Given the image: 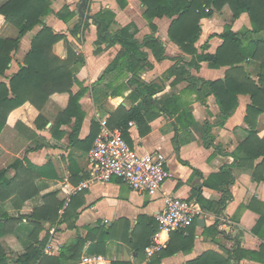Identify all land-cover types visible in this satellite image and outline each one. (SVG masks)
Returning <instances> with one entry per match:
<instances>
[{"label": "crops", "instance_id": "obj_1", "mask_svg": "<svg viewBox=\"0 0 264 264\" xmlns=\"http://www.w3.org/2000/svg\"><path fill=\"white\" fill-rule=\"evenodd\" d=\"M8 1L0 0V6ZM74 3L76 5V0H50L51 13L42 23L66 37L54 44L53 55L64 60L69 46L76 56L83 59L82 64H75L71 69L77 79L71 92L75 94L80 89L84 91L79 100L84 117L77 136L72 135L74 118L55 127L66 119L61 112L67 107L68 94H53L40 110L29 103L14 109L8 114L0 133V171L21 161L22 166L17 172L9 169L5 176L7 179L14 178L18 189L33 194L25 201L15 196L0 202V215H6L14 222L9 236L23 245V251L14 259L24 253L31 239L40 241L48 236L46 246L50 244V252L43 250V253L56 256L60 248L76 235L84 237L88 230L98 229L110 235L99 249L98 256L103 260L100 264H111L114 261L147 264L150 258L146 254L143 259L137 258L135 249L146 243L149 232L156 227L154 216L164 210L167 197L192 201L201 209L202 214L192 229L193 248L164 258L160 264H184L205 251L227 255V251L233 250L232 239L236 236L243 250L259 251L264 237L260 239L251 231L259 220L258 213L264 214V182L253 181L248 161L242 165L233 164L234 158L231 156L250 131L244 121L246 108L251 104L250 97L236 95V105L223 126H219L221 113L216 99L208 95L201 83L223 81L229 73L236 80L243 81L246 76L257 83L260 64L247 59L235 65L236 72L230 66L210 68L207 62L199 63L197 69L189 67L192 57L183 53L168 37L172 19L162 17L147 20L138 0H127L123 9L116 0H90L92 16L101 10L114 13L110 34L131 25L137 29L135 39L138 42L152 36L162 43L164 58L161 61L155 60L151 50L142 49L147 54L150 67L142 72L140 78L146 83H162L164 88L156 96V101L162 104L172 98L175 100L172 106L181 107L180 111L187 115L182 119L183 127H179L175 122L176 116L168 117L160 112L150 123V132L145 137H139L133 122V126L128 127L126 138L131 148L140 152L158 150L166 157V167L171 176L163 183L157 195L150 197L139 194L117 179L98 182L93 180L94 170L88 159L92 146L88 150L83 142L90 134L91 123L99 125L102 120L110 123L113 117L117 120L136 102L129 98L131 87L120 96H110L107 84H113L115 89L120 84H126L131 74L118 76L115 72H107L120 46L96 45L97 25L88 21L84 28L85 19L78 15ZM65 6L68 10L64 12L62 9ZM58 12L61 13L60 18L56 16ZM72 13L73 16L70 15ZM149 23L154 25V32ZM226 25H231L233 32L250 29L246 14L234 21L225 7L210 18L201 20V35L195 44L198 55L216 52L223 44L219 35ZM41 28L38 25L21 38L17 51L11 54L8 69L4 76H0V82L8 84L10 77L18 71L24 55L30 49L32 38ZM74 28L79 29L75 35ZM17 36L18 30L0 15V38L15 39ZM203 44H206V50L202 49ZM96 50L99 51L95 53ZM207 128H210L209 134L214 139V146L210 148H205L202 141ZM97 129H100V125L94 131ZM255 129L259 132V138H262L264 114L257 118ZM174 139L181 143L178 151H175ZM260 162L261 158L255 160L253 166ZM222 168L227 169L224 174H221ZM22 169L28 170L27 174ZM205 181L209 186H204ZM84 183L87 184L86 188L78 190ZM226 194L231 198L221 205V199ZM252 200H256L254 210L248 208ZM59 203L61 207L57 209ZM46 207L51 211L57 209V219L54 224L41 220L38 224L40 228L35 229V221L28 217ZM64 212L65 221L59 223ZM198 220H202L203 225L197 224ZM163 240L165 248L169 236L166 239L163 237ZM178 240L173 239V244L179 245ZM88 247L89 242L84 246L81 258L96 255L88 253ZM238 264L260 263L243 259Z\"/></svg>", "mask_w": 264, "mask_h": 264}, {"label": "trees", "instance_id": "obj_2", "mask_svg": "<svg viewBox=\"0 0 264 264\" xmlns=\"http://www.w3.org/2000/svg\"><path fill=\"white\" fill-rule=\"evenodd\" d=\"M121 9L127 5V0H116ZM144 8V17L147 20L154 18L166 17L171 20L168 28V37L175 43L179 49L191 56L189 67L199 68V63L207 62L210 68L216 69L223 66H230L233 72H236L235 65L251 59L260 64L257 83L245 76L243 81L236 80L232 74H227L223 81L202 82L208 95L215 97L216 103L220 110L219 126H223L228 116L231 114L233 107L236 105V95H248L251 104L246 108L245 123L250 127V131L244 141L240 142L235 148L231 156L234 163L242 165L244 161L250 163V171H252V179L254 182H264V134L259 138L256 131V120L260 115L264 114V0H138ZM88 0L83 12L87 11ZM227 7L231 13L233 20H238L242 14H246L249 20L250 29L233 32L231 25H226L223 32L219 35L223 40V44L217 48L214 54L202 53L197 54L195 44L201 35V20L210 18L212 12H221ZM64 12L68 10L65 6ZM51 13L50 0H9L0 6V15L3 16L5 22L13 25L18 30V36L15 39L0 38V76H4L11 62V54L16 52L21 38L33 30L34 27L41 25L42 28L32 38L30 49L24 55L22 64L18 71L12 75L8 84L0 82V133L5 126L8 114L14 109L29 103L36 109L40 108L49 100L53 94H68V104L65 110L61 112L62 117L66 119L62 123H57L55 127L75 119L73 134L77 136L83 120V113L79 105L84 91L80 89L77 93L71 92V87L77 83V79L73 75L72 66L82 64L81 56H76L74 51L68 46L67 55L64 60L59 59L52 54V47L57 42L65 40L63 34L55 33L51 28L42 23L43 19ZM73 16V13L70 14ZM60 18L61 13L56 14ZM95 21L93 24H99L97 29L96 45L107 44L109 46L119 45L120 50L109 65L107 72H115L118 76L131 74V78L126 84H120L115 89L113 84H107L109 94L112 98L120 96L129 87L132 92L129 98L136 102L132 108L124 112L116 118H112L107 126L110 129H118L123 139L131 147L127 136L128 123L133 122L137 128L139 137H145L150 132V123L162 112L168 117L176 116V124L183 127L182 119L187 117L181 110V107H173L174 99L170 98L159 104L156 96L163 91V84L159 82L146 83L141 80L142 72L150 67L147 61V54L142 51L143 48L151 50L155 60L161 61L164 57L162 43L152 36L144 37L142 42L135 39L137 29L128 25L119 31L110 34L109 28L114 22L115 15L109 10H101L93 15ZM82 19V17H81ZM88 25V20H84V28ZM151 31H155L153 24L149 23ZM79 31L74 28V35ZM206 44L202 45V49L206 50ZM99 50H96L98 52ZM195 83H199L195 81ZM160 105V106H159ZM39 117L37 118V120ZM191 119V118H190ZM36 120V121H37ZM192 124L194 121L191 119ZM94 122L91 123L89 136L83 141L86 149H90L93 141L99 134V130L94 131ZM115 127V128H112ZM176 130V128H175ZM210 128L205 130L202 141L205 148L213 145L214 139L209 134ZM72 135L70 138H72ZM176 138V136H175ZM82 142V143H83ZM181 143L174 139L175 151H178ZM261 158V162L253 166V162ZM243 160V161H242ZM22 166L21 161H16L7 169L0 171V202H5L13 197L25 201L33 196L32 193L24 189H18L14 178L7 179L6 173L9 169L17 172ZM23 170V169H22ZM226 168H222L221 174L226 172ZM26 174L28 170H23ZM200 175L199 172L194 171ZM204 186H209L205 181ZM221 188V187H220ZM225 193V192H224ZM230 196L226 194L221 199V205L226 204L230 200ZM256 200H252L248 206L250 210H254L253 204ZM264 206V205H263ZM61 207V203L57 206ZM57 209L49 210L39 209L33 212L28 218L33 219L35 229L41 220L54 224L57 219ZM54 212V213H53ZM219 213V212H217ZM259 214V220L251 231L254 236L262 239L264 237V214ZM66 212L63 213L59 223L65 221ZM12 220L6 215H0V238L11 234L12 229L9 227ZM193 224L180 231L169 234V243L165 248L154 253L147 264H160L161 260L178 252H187L193 248L194 233ZM34 229V230H35ZM40 230V229H39ZM98 229L88 230L84 237L76 235L71 241L62 246L56 256H47L43 253L48 236L42 240H32L25 247L23 254L7 263L6 256L0 246V264H77L79 263L83 248L89 242L87 249L90 254H99V249L104 246L108 239V233L99 231ZM158 231L156 224L152 228L147 237L146 243L135 249L137 258L143 259L145 248L151 243V237ZM173 239H179V245L173 244ZM233 250L227 251V255H223L214 251H205L200 256L185 262L184 264H238L241 260H251L260 264H264V243L259 247V251H245L240 247L238 236L232 239ZM111 264H130L129 262L114 261Z\"/></svg>", "mask_w": 264, "mask_h": 264}, {"label": "built area", "instance_id": "obj_3", "mask_svg": "<svg viewBox=\"0 0 264 264\" xmlns=\"http://www.w3.org/2000/svg\"><path fill=\"white\" fill-rule=\"evenodd\" d=\"M100 131L93 141L88 159L94 170V179L98 182H109L117 179L130 190L139 194L154 197L160 191L163 183L170 178L166 167L165 155L158 151L140 152L127 144L118 129H110L106 120L99 123ZM133 123H128L132 127ZM81 184L78 190L86 188ZM165 208L154 216L158 226L156 236L145 248L147 257L163 248L165 239L170 233L189 228L200 218L202 211L192 201L181 198H165ZM50 244L45 252H50ZM103 262L98 255L82 257L77 264H100Z\"/></svg>", "mask_w": 264, "mask_h": 264}, {"label": "rangeland", "instance_id": "obj_4", "mask_svg": "<svg viewBox=\"0 0 264 264\" xmlns=\"http://www.w3.org/2000/svg\"><path fill=\"white\" fill-rule=\"evenodd\" d=\"M79 4H80V0H76V5L74 3V5L76 6L75 9L78 8ZM89 4H90V0H88V7H87V11L85 13L91 15ZM226 10H229V9L226 7ZM215 13L216 12L213 11L212 15H214ZM13 226H14V222L13 223L11 222L9 227L12 228ZM9 235L10 234H7L6 237H4L0 240V246H1L3 252L6 256L7 263H12V261L10 259H14V257H16L19 253H21L23 251V245L21 242L15 240L14 238H11ZM108 238H110V235H108ZM47 243L48 242H46V244ZM45 247H46V245H45ZM45 247H44V249H45Z\"/></svg>", "mask_w": 264, "mask_h": 264}, {"label": "water", "instance_id": "obj_5", "mask_svg": "<svg viewBox=\"0 0 264 264\" xmlns=\"http://www.w3.org/2000/svg\"><path fill=\"white\" fill-rule=\"evenodd\" d=\"M85 5H86V0H80V4H79L78 9H77L78 15L80 17L84 18L85 20L94 22L95 19H94V17L92 15H89V14L83 12V9H84ZM98 27H99V24H97V29H98ZM197 224L203 225V221L202 220H198Z\"/></svg>", "mask_w": 264, "mask_h": 264}]
</instances>
